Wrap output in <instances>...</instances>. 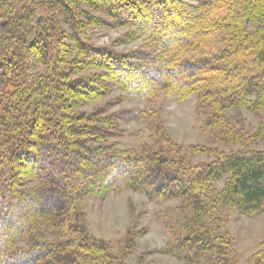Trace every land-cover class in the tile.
<instances>
[{
  "label": "trees",
  "instance_id": "1",
  "mask_svg": "<svg viewBox=\"0 0 264 264\" xmlns=\"http://www.w3.org/2000/svg\"><path fill=\"white\" fill-rule=\"evenodd\" d=\"M196 1L193 14L180 0H0V264H128L122 256L137 233L119 255L88 234L77 201L129 189L180 201L179 229L166 223L172 242L161 253L234 264L221 209L260 212L264 149H246L254 138L225 111L264 108V0ZM55 13L73 31L72 44L61 31L54 38ZM102 26L128 28L157 52H120L80 34ZM109 87L146 102L136 116L152 132L149 142L116 148L107 139L110 116L82 109ZM161 93L195 95L200 130L243 148L194 144L190 153L211 160L188 162L150 110ZM253 256L264 264V248Z\"/></svg>",
  "mask_w": 264,
  "mask_h": 264
},
{
  "label": "rangeland",
  "instance_id": "2",
  "mask_svg": "<svg viewBox=\"0 0 264 264\" xmlns=\"http://www.w3.org/2000/svg\"><path fill=\"white\" fill-rule=\"evenodd\" d=\"M184 9L197 13L196 0H180ZM93 16H102L99 11L87 8ZM51 15V12L48 13ZM53 15V13H52ZM58 24L60 30L55 31L54 38L62 33L64 40L72 44V33L68 23L61 16ZM59 21V20H58ZM61 31V32H60ZM80 31V30H79ZM128 28L102 26L89 27L80 34L95 46H108L120 52L144 51L154 54L156 45L147 39L133 38ZM56 50V43H55ZM195 95L183 100H174L161 93L158 100L151 105V111L158 117L160 125L166 130L171 140L182 145V152L187 161L191 163H206L210 156L202 153H190V146L196 144L218 150V152H232L243 148L241 143L221 144L213 133L202 132L199 128L201 117L195 109ZM146 108V102L125 92L106 88L103 95L86 103L82 109L88 113L102 111L101 115L111 118L106 133L108 141L120 149L128 147L139 148L151 139V131L145 121L137 118V112ZM225 115L233 121H240L250 139L246 149H264V108L251 110L246 107L228 109ZM262 127V131L259 129ZM167 134V135H168ZM35 185V181L30 182ZM215 187L223 186V178L214 182ZM77 205L84 214V223L87 232L94 238L108 242L111 248L119 255L126 247L128 233H137L134 236L135 245L131 252L122 256L128 264H206L207 256L199 262H192L193 252H179L176 254L161 253L160 250L172 242L166 233L165 225L169 223L172 233H177L179 226L175 223L179 214L176 209L180 207L179 200H166L155 202L139 190H122L108 193L103 198L85 197L77 201ZM248 214L240 213L239 208L230 205L221 209L226 213L225 229L228 232L233 252L229 260L234 264H254L253 255L264 248V205L261 209ZM253 256V257H252Z\"/></svg>",
  "mask_w": 264,
  "mask_h": 264
}]
</instances>
